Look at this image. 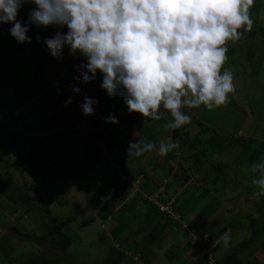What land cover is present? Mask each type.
Here are the masks:
<instances>
[{"label":"rangeland","instance_id":"rangeland-1","mask_svg":"<svg viewBox=\"0 0 264 264\" xmlns=\"http://www.w3.org/2000/svg\"><path fill=\"white\" fill-rule=\"evenodd\" d=\"M251 18L253 20L251 32H245L240 41L228 44V60L224 67L231 69L233 72L236 87L235 93L231 95V102L226 107H221L211 112L203 107L193 109V111L188 110L191 113L193 112L191 123L181 129H177V131H169L163 127L171 117L161 109V112L164 113V118L159 121L150 119L145 127L148 131L153 132L149 133L152 136L151 138L149 135L142 137L144 134L140 129L144 127V119L141 114L132 113V119L127 118L126 113H128V110L123 98L117 95L110 99L107 92L101 87L102 74L98 72L96 80L87 84L74 79V77L78 76L77 66L86 63L79 53L75 56L69 55V48L65 46L63 49L64 55L62 54L61 58H54L50 54V64L45 72V78H47V83L49 84L47 87H50V85L52 87L51 89L48 88L50 90H48L49 93L47 92L46 96L47 101L50 102L53 108L56 106L60 108L67 107V109L70 108L68 111L82 109L81 105L84 103L85 96L98 100L99 104L95 106L92 122L84 121L88 125V127H86V124L84 126V130L87 133H89V130L99 127V125L106 124L104 120L99 121L101 119L100 115L104 113V110L100 112L102 99H107V103L112 105V110L107 111V116L114 114L118 118V110H126V113L118 124H106L107 128H105V133L102 136L106 135L108 137L113 150L104 151L103 154L106 155L108 153V155H106V158H101L98 163H95V158L99 151L94 146H90L92 145L91 142H88L89 146L84 150L77 138L70 139L68 138L69 136H66L69 142L66 143L67 147L65 150H61V144L65 139L55 136L54 138L56 139L46 149H42L38 155H36L35 151H32L19 159L20 150L29 143L25 135L22 134L25 138L20 139L21 144H16V146L7 150L3 147L4 139L0 141V174L1 171H4L12 177L6 183L8 187L12 186L10 193L8 192L9 200L0 205V238L8 239L15 243L16 251L13 254H16L18 259L17 261L14 260V264H23L27 260H29L28 264L39 262L40 264H116L117 253L114 248L125 252L129 256L131 250L137 246H142L146 252L145 255L147 254L148 258H151L152 264H193V259L198 257L197 255L202 252L201 249H203L204 243L209 240V238L205 240L204 234L207 235L206 230L210 232L213 229L212 227H216L214 230L219 232L225 224L227 229L224 233L227 232L229 234L230 241L229 245L225 247L223 240L220 239V245L217 248V252L214 253L216 260H222L238 251L243 261L242 264H264V219L260 220V215H264V202L260 198L257 199L253 196V193L258 189L252 183V180L256 177L249 172L250 165L258 162L261 156H264V0H254ZM34 31L49 32L54 36L57 32L66 33L68 29L66 26L62 28L57 26L38 28L34 25ZM65 53L69 54L66 55ZM73 62H75L76 67H72ZM68 66L67 71L66 67ZM65 68L67 72L61 75ZM33 69L32 61L24 58L23 55L15 54L12 58L0 55V82L2 84L5 83L4 86L12 85L18 87V91L21 92L22 89L20 88L25 83H30V78L34 76ZM34 83H36L35 78L33 79ZM4 86H0V89ZM72 86L80 88V93L75 94ZM30 88L32 89V87ZM43 91L44 89L39 90L36 96H40ZM30 96H33L32 93H30ZM69 98L73 101L71 104L66 103ZM29 108L27 107L25 111L28 112ZM58 110L61 111L60 109ZM17 111L18 109L14 110L15 113ZM23 112L20 109L17 112L18 114H16L17 118ZM15 113L11 114L15 115ZM70 118L71 121L65 122L66 126L58 122L52 130L61 131L63 127L68 130H73V128L78 130L83 119H80V115L78 116L74 113ZM62 119L65 120V118ZM199 122L206 124L200 128V131ZM38 127L39 125L37 124L35 128ZM208 128L210 131L207 130ZM46 129H49V127L47 126ZM185 130H188L186 134L184 133ZM213 130L216 132L214 133ZM206 131L210 132L213 138L212 142L216 144L215 146H213L212 142H204L202 140L207 135ZM176 132L179 134L177 137ZM84 135L86 136L85 133ZM39 136H47V133ZM168 136H171L174 142H178L182 146V150L180 147L169 153L175 155L171 157V159H174V165L172 166L171 164L172 174L174 172L177 174L182 168L188 170L191 163L193 164L195 159L190 155L194 150L191 146L193 140L202 138V144H199V147H206V150H204L206 159H201L209 164L206 175L209 177L207 181L210 182L204 181L207 182L204 184L199 182L204 187L197 185L192 187L187 191V199L196 204L202 192L207 187L213 186V188L210 187L212 189L208 197L201 196L200 201L203 206L205 203L210 204L212 196L218 190V194H222V203L224 201L226 204H223L220 211L217 210L214 217L210 220L206 218V213L202 211L204 208L202 203L200 206L189 209L186 213L180 215L183 224L180 222L179 226L173 225L171 227L172 231L165 243L164 239H161V242H163L162 250L157 249L155 251L158 246L155 244L156 241H152L153 243L150 245H148V241H145L146 237L153 232L151 230L153 223L149 224L148 220L154 219V215L150 217V215L144 214L142 216L144 219L141 222L139 220L133 221L129 212L136 210V204V207L133 206L132 210L118 211L111 214L107 220L102 219L101 214L105 212L104 205H111L113 199H116L114 192H118L117 189L115 191L114 189L109 190L112 185L106 186L109 183V179L114 175L113 170L117 172L116 169L121 168L120 170L123 172L122 166L127 168L132 164L143 166L146 162L149 167L152 165L151 171H156L160 165L164 170L166 168L168 171L167 167H164L170 164L168 156L161 158L155 150L150 152V157L144 154L148 162L147 159L144 160V155L141 157L129 156L130 143L138 140L151 141L156 143L158 147L160 139ZM49 138L51 140V136ZM41 140L42 144L48 142L44 139ZM106 144L108 145L107 149H110V145L107 142ZM198 150L200 149L198 148L196 152ZM209 150H212L216 156L211 157ZM12 153L18 154L17 158L15 157V160L12 159L10 162L8 155ZM175 157L178 159L177 162H175ZM20 159L23 160L22 162H26V165L23 163L19 168H16ZM63 159L66 160L65 163L61 161ZM204 162L198 163L203 165ZM52 165L59 166L58 171L50 178H44L41 175L42 169L51 168ZM180 165L183 167H180ZM24 166L26 167L23 168ZM35 168H38V170ZM35 170L38 171L36 176ZM195 173L198 172L190 174L192 177L198 178V176H194ZM181 175L188 176L189 173ZM184 176L180 179H183ZM28 178L32 179L31 183H28ZM143 179L144 177L137 182L139 183ZM27 184L29 186L32 185L33 189L30 190ZM136 184L135 181L134 185ZM119 186L121 184L117 183L113 188ZM137 190L135 188V191ZM175 194L178 195L180 193L178 192L177 194L175 191L172 198H175ZM205 197L208 199L204 200ZM249 197H252L253 200L250 205L247 204ZM110 198L111 200L109 201ZM122 198L119 200H122ZM15 201L21 202L19 206H23L28 202L30 204L31 202L33 207L28 213H25V211H15V213L12 212L13 209L10 207L15 204ZM125 204L130 205V200H127ZM153 205H156L154 201ZM215 205H217V209L221 206ZM122 206L123 203L117 208L119 209ZM177 206H174V209ZM224 206L227 208H224ZM232 208L235 209L231 210ZM223 209H229L228 211L231 212L227 214V210L223 211ZM224 213L226 214V223H219L218 217ZM121 215L124 218H120ZM220 219H225V216ZM166 221L167 219L164 218L161 223L165 224ZM189 221H195V225L203 227L200 231L201 234L189 227ZM122 222H124L123 230L119 232L120 234L115 233L120 230ZM142 225H146V227L144 226L143 229L141 228ZM218 225L219 227L217 228ZM54 227L60 228L64 234L71 238L72 244L65 252L54 244L57 238ZM138 230L144 233L139 235L136 233ZM20 233L28 236H22ZM224 233H222V236ZM41 236L46 237L36 242ZM190 239L196 241L197 244L193 242L192 245H185V242ZM4 243L7 244L6 241ZM180 247L183 250L178 252L177 248ZM207 251L211 252L210 249H207ZM26 252L28 255L31 252H35L32 255H35L37 259H32L30 257L32 255H23ZM134 259L127 264H144L140 258Z\"/></svg>","mask_w":264,"mask_h":264},{"label":"clouds","instance_id":"clouds-1","mask_svg":"<svg viewBox=\"0 0 264 264\" xmlns=\"http://www.w3.org/2000/svg\"><path fill=\"white\" fill-rule=\"evenodd\" d=\"M25 3L36 6L29 12L27 24L17 19ZM253 6L254 0H0V24L11 23L10 35L21 44L31 43L27 35L30 25L66 26V33L57 32L45 38L43 44L54 58H61L67 46L70 55L79 53L85 59L86 63L77 66L78 76L74 79L87 84L95 81L99 72L103 77L101 87L108 96L120 95L129 113L142 115L144 127L150 119L164 118L163 109L171 117L163 127L173 131L191 123V115L184 109L203 107L211 112L231 102L236 87L233 72L224 67L228 44L240 41L245 32H251ZM37 41L40 42L39 37ZM72 90L80 93L78 87L72 86ZM72 102L71 98L66 101ZM98 104V100L85 96L81 105L83 114L93 115ZM26 107L20 109L24 111ZM15 120L5 123L6 131L0 141ZM105 121L119 123L114 114L105 117ZM56 131L52 136L62 135ZM33 132L23 130L27 137L42 143ZM178 147L171 136L161 138L158 147L154 142L138 140L130 143L129 156L141 157L155 150L163 158ZM249 172L256 177L252 183L258 190L253 195L259 199L264 196V156L250 165ZM136 183L131 186L138 189L141 199L153 204L148 196L159 192L161 203V199H168L161 188L150 192L139 186L142 182ZM206 233L205 240L210 237L207 230ZM220 239L225 247L229 245L227 232ZM220 239L209 244V238L202 249L208 255L207 249L213 247L215 261Z\"/></svg>","mask_w":264,"mask_h":264},{"label":"trees","instance_id":"trees-1","mask_svg":"<svg viewBox=\"0 0 264 264\" xmlns=\"http://www.w3.org/2000/svg\"><path fill=\"white\" fill-rule=\"evenodd\" d=\"M35 7L36 6L34 4L25 3L23 5V7L19 10L17 19L19 21H21L22 23L27 24V21H28V18H29V12L32 9H34ZM11 27H12V24L11 23L0 24V55H2L3 57L12 58L15 54H18V55H23L24 58H27L29 61H32V65L34 67V71H33L34 76H33V78L36 79V83L33 84V85H31V86H29L27 88V93H29V97L31 99L38 98V99H41L42 101L43 100H46L47 101V96H44L43 98H40L38 95H37L38 96L37 97L36 94H37V92H39V90H41V89L46 90L48 88L47 86H49V84L47 83V78H45V72L47 70V67L49 68V64H50V62H49V56H50V53L48 52L46 45L43 44V41H44L45 38H51V37H53V35H52V33H49V32L44 33V32L34 31V25H30L29 26L30 27V31L27 33V35L31 37V43H27L26 42L24 44H21L15 38H13L10 35L9 29ZM37 37L40 38V42L39 43L37 41ZM30 87H32V89ZM23 88H25V84H24ZM20 89H22V87ZM30 93H32L33 96H30ZM110 99H111V97H110ZM106 100L107 99H105V100L102 99L101 100L100 112L102 110H104V113L102 115H100L101 119L99 121H102V120L105 121V117H107V111H109V110L111 111L112 110L111 109L112 108V105H109V103H107ZM3 107H2V109L8 108V106H5L4 108ZM11 110H13V109H11ZM184 111L186 113H188V109H184ZM190 111H193V110H190ZM98 113H99V111H98ZM165 113H167V112H165ZM131 114L132 113H129L128 112L127 113V118L132 119ZM188 114L191 115V117L193 116V112L192 113L190 112ZM105 123L108 124L106 121H105ZM106 124L105 125H99L98 129L96 130V132L95 133H92L91 135H89V138H88L89 139V142H91L92 146H94V148L98 149V151H99L97 157L95 158V163H98L101 160V158H104L105 157L101 153V150L98 148V145H97L96 141H97V139H99L100 137H102V134L105 133V128H107L106 127ZM204 125L205 124L202 123V122H199L198 123L199 131H200V128L201 127H204ZM141 128L142 129H140V130L143 131V134L144 135H147L148 136L149 133H151V131H148L147 128H145V127H141ZM37 129H44V128H40V126H39L38 128H35V130H37ZM207 130L210 131L209 128ZM209 131H206L207 135L204 136V139L201 138L204 142H212V139L213 138L211 137V134H210ZM213 131H214V133L216 132L215 130H213ZM187 132H188V130H185L184 133L186 134ZM176 134H177L176 135V137H177L179 134H178V132H176ZM55 135H58V134H54L53 136L51 135V139ZM151 137L152 136H150V138ZM201 139L196 138L195 140H193V144L190 143L191 146L194 149L193 152L190 155L193 156L195 160H194L193 164H191L189 166L188 172L189 173L198 172L199 173L198 175L200 177V179H199L200 182H204L205 180H208L209 179V177H207V175H206L207 166H209V164L208 163H205L201 159V158L206 159L204 157V155H205L204 154V150H206V147H203V148H200L199 147V144H202ZM49 140H50V138L47 141H49ZM105 142H107L110 145V149L109 150L112 151L113 150V148H112L113 146L109 142L108 137H106ZM186 142H188V141H186ZM212 143H213V146L216 145L214 142H212ZM198 148L200 150H198V152H196V150ZM208 148H209V145H208ZM211 149H212V147H211ZM209 152H210V156L211 157L212 156L213 157L216 156V154L212 150H209ZM171 157H174V155L169 154L168 155V158L170 159ZM197 158H199V160H197ZM61 161H63L65 163L66 160L63 159ZM198 162H204V164L202 165V164H200ZM213 166H215V165H213ZM122 168H123L124 174L126 176L129 175V170H127V168L125 166H122ZM58 169H59V166H56V165L53 166L52 165L51 168H48V169L45 168L41 172V175L44 178H47V177L50 178L53 174H55L58 171ZM113 174L114 175L112 176V178L109 179L108 186L109 185H112L111 188H113L115 186V184L119 183V184H121V187L122 186L125 187V185L128 184L127 181L120 182L119 177H117V172L113 171ZM131 175L130 176L133 177V179L135 180L136 179L135 178L136 176L134 174H131ZM189 175H191V174H189ZM36 180H38V179H36ZM37 183H38V181H37ZM145 185H146V187H149L151 184H149V182H146L145 181V184L143 186L145 187ZM31 186H29L27 184V187H30V190L33 189V186L32 187ZM166 186H168V185H166ZM121 187L120 186L117 187V190L119 188H121ZM155 190H156V188L153 187L152 189H149L148 191L153 192ZM175 191L178 192V189L177 188H172V189L167 188L165 192H166V195H167V198L168 199H161V200L163 202H166V200H170L174 196L173 194L175 193ZM137 194L139 195L138 192H137ZM205 194H207V192L202 193V196H204ZM124 195L125 194H123V196ZM221 196H222V194H217V196H215L216 201L218 203L219 202H222L221 200H223V199H221L222 198ZM175 198H176V200L174 201V206L175 207L177 205L178 206H177V208L174 209V212L177 215H179V216L180 215H183L186 212V210L192 209L193 207H195L198 204L197 201H196L197 202L196 204L193 201L190 202L191 200H188L187 199V195L184 194V193L183 194H179V195H176L175 194ZM260 199L264 202V198L260 197ZM140 202L143 205H145L144 209L143 210L136 209V210H134V212L133 211L132 212H129L130 218L133 221L139 220L141 222L144 219V218H142V216L144 214L150 215V217L152 215H154L155 216L154 219H149L148 220V223L149 224H152L153 223L151 225V227H152L151 230H153V232H151L150 236L148 235L146 237V240L145 241H148L149 242L148 245H150L151 243H153L152 241L159 242L160 247H161L162 244H163V242H161V239H164V243H165L168 240L169 234L172 231V228L171 227H173V225H176V226L178 225L179 226L180 225L179 224L180 221L179 220H176L175 218L170 217L169 215H166L164 212H161L157 208V206H154L147 199H141ZM178 202H179V204H178ZM112 203H113L112 205H110V204L109 205H104V207H105V210L104 211L105 212H104V214H101L102 215V219L107 220V218L110 217L111 214H114L113 207H114V205H116L118 203V201L116 199H114ZM252 203H253L252 197H249L248 200H247V204L250 205ZM223 204H226V203L223 201ZM35 205H36V203H35ZM133 206L134 205H131V204L130 205H126L124 207L125 208L124 210H132V207ZM224 208H227V207L224 206ZM234 209L235 208H232L231 210H234ZM217 210L218 209H215V208L205 209L204 212L206 213L205 214L206 218H208L209 220L212 219L214 217V215L216 214V211ZM224 210H227V214L229 212H231V211H228L229 209H223V211ZM222 216H225V219H223V220L220 219V218H222ZM120 218H124V217L121 215ZM164 218H166L167 221L165 222V224H162L161 223V220H163ZM262 218L264 219V215L263 214L260 215V220ZM189 219L191 220L190 217H189ZM218 222L219 223H222V222L226 223V214L225 213L223 215H221V216L218 217ZM195 223H196L195 221H189L188 222L189 227L191 229L192 228L195 229L198 233H200V231H201L200 229L201 228L198 227L197 225H195ZM123 225H124V222H122L120 224V230L118 232L116 231L115 233L120 234L119 232L121 230H123ZM219 225L217 226V228L219 227ZM144 226L146 227V225H142L141 228L144 229ZM212 228L213 229H211L210 232H208V233H210V237H209L210 238V242H209V244H212L215 240L220 239L221 236H222V233H224V231H226L227 226L225 224L223 226L222 230H219V232H216L214 230V229H216V227L215 228L212 227ZM13 229H15V228L13 227ZM140 230H138V232H136L139 235H140V233H144V232H142ZM54 232H55V235L57 237L55 239V243L54 244H56V247L57 248H60V250H62L63 252H65L66 250H68L70 248V246L72 244L71 243L72 242L71 241V238L69 236H67V234H64L63 231L60 228H58V227H54ZM161 234H163V235H161ZM21 235L22 236H28L26 234H24V235L21 234ZM160 235H161V237H160ZM143 236H145V235H143ZM45 237L46 236L39 237L36 242H39V240H41V239H45ZM190 240L187 241V244L192 245L193 242L195 244H197V242L196 241H193V239L191 241ZM177 249H178V252L181 251V250H183L181 247L180 248H177ZM114 250L117 253V256H116V264H122V263L123 264H127V263H130V261L132 259L137 258V257L140 258L141 261L144 262V264H150L152 262L151 258H148V255L147 254L145 255L146 252L144 251V249L142 248V246H137L135 249H132L131 252H130L131 254L129 256H127V254H125V252L118 251L116 248H114ZM152 252H155V251H152ZM109 255H111V254L109 253ZM197 256L198 257H195L193 259V262H192L193 264H209V262H210L209 259H208L209 256L206 255V253L203 250H202V252H199ZM43 260H45V259H43ZM242 263H243V261L241 260V258L239 256V252L237 251V252L233 253L232 255L223 258L222 260H218L217 259L214 264H242Z\"/></svg>","mask_w":264,"mask_h":264},{"label":"crops","instance_id":"crops-1","mask_svg":"<svg viewBox=\"0 0 264 264\" xmlns=\"http://www.w3.org/2000/svg\"><path fill=\"white\" fill-rule=\"evenodd\" d=\"M65 54L67 55L69 53H65ZM62 62H63V60H62ZM73 66L76 67L75 62L72 63V67ZM66 68H67V71H68L69 66L66 67ZM66 68L62 71L61 75L67 72ZM76 70H77V68H76ZM33 71H34V69H33ZM33 79L34 78L32 76L30 78V83H25V88L26 89L29 86L33 85ZM0 84H2V83L0 82ZM4 84L5 83H3L0 86H4ZM25 88L22 87V91H24V92L18 91L19 88L18 87H14L12 85H5L2 89H0V111H1L3 106L4 107L8 106V108L13 109V110L24 108L26 106L30 107L28 112L25 111L26 108H27L26 107L24 109V112L20 115V117L9 124V126H8L9 130L7 131V133L2 138V140L4 139V142H5L3 144V147L6 150L11 148V147L16 146V144H19L21 142L20 139L25 138V137L22 136V134L25 135L23 133L24 129L35 131V127H36L37 124L40 126V128H45V127L48 126L49 129L50 128L53 129L55 127V124H57L58 122L62 123L63 126L64 125L66 126L67 124L65 122L71 121L70 117H72L73 113L75 115L77 114L78 116L80 115V119H83L81 124H80L81 127L78 130H76V129L74 130V128H73V130H68V129L64 130L63 129L65 132H62V135H55V136L65 139V141L61 144V150H65L66 147H67L66 143L69 142V141H67L68 139H67L66 136H69L68 138H70V139L71 138H77L79 140V142H80L81 147L84 150L87 149V147L89 145V143H88L89 142V139H88L89 135H91L92 133H95L96 130L98 129V127H95V129H93L91 131L89 130V133H87L84 130V126L86 124V122H84V121L87 120V121L92 122L91 121V119L93 118L92 115L85 116L83 114L82 109H76V110H69L68 111V109H70V108L67 109V107L66 108H60L59 106H56L55 108H53L49 101H46V100L42 101L41 99H38V98L31 99L29 97V93H27V90ZM48 88L51 89L52 88L51 85ZM48 88L46 90H44L43 92H41V95L40 96L38 95V96L40 98H43L44 96H46L48 90H50ZM31 100L33 101L32 103H31ZM57 107H59V108H57ZM58 109H60L61 111H59ZM118 113L120 114V115H118V120L120 121V119L126 113V110L125 111L118 110ZM126 115H127V113H126ZM62 118H65V120H63ZM32 127H34V128H32ZM86 127H88L87 124H86ZM84 133L86 134V136L84 135ZM151 133H153V132H151ZM82 135H83V137H82ZM161 136H163V135H161ZM164 136H165V134H164ZM54 137L51 140H49L48 142H45L44 144L37 143L35 141V145H34L33 138L31 136L27 137L26 140H28L29 143H28V145L26 147H24L23 149L20 150L22 155L20 154V156H18V159L20 157L23 158V156H25L27 153L32 152V151H35L36 155H38V153L42 149H46L56 139ZM142 137H146V135H143ZM178 145H179L178 148L181 147V150H182V146L179 143H178ZM90 146H92V145H90ZM17 154H15V153L13 154L12 153V154L8 155V157H9L8 160L10 162L12 161V159L15 160V157L17 158ZM145 155L148 156V157L151 156L150 152L145 153ZM146 156H145L144 160L147 159ZM12 157H14V158H12ZM176 157H175V162H177V160H178V159H176ZM28 160H29V158H28ZM173 160L174 159L170 158L169 159L170 164L164 166V167H167L168 171L166 170V168L164 170V168L161 165L159 166V168L157 167L156 171H151L152 165L149 167L148 166L149 164L146 163V162L143 164V166H141L140 164L138 166L136 164H132V165L128 166V168L127 167L126 168H127V170H129V176L131 174H134L136 176L135 177L137 179V180L135 179L136 182L138 181L139 176H141V179L144 177V179L141 181L142 183L139 184V186L142 187L145 191L146 190L148 191L149 189H152L154 187V188H156V190H157V188H159V189L161 188L162 192L166 193L165 189H167V188H169V189L177 188L178 192L180 194L184 193V194L187 195V191H189L192 187H194L196 185L204 187V185H203L204 183H207V182L209 183L210 182V181H207V180H205L207 182H200V180H198V179H200V177L198 175L199 173H195V175H194V176H198V178L192 177L191 175H188V176H186V175L184 176L183 175L184 178L180 179L181 177H183L181 174L189 173V172L184 167L186 170L182 168V170H179V172L177 174H175L176 172H174V174H172V168L171 167L174 165ZM22 161L23 160L20 159V162H19V164H18V166L16 168H19L20 165L23 164V163H24V165H26V162H22ZM147 162H148V159H147ZM150 164H152V163L150 162ZM156 164H157V162H156ZM171 164H172V166H171ZM25 167L26 166H24L23 168H25ZM180 167H183V166L180 165ZM35 169L38 170V168H35ZM42 170H44V168ZM85 172H88V171H85ZM147 172L149 173V175H148ZM37 173H38V171L35 170V176H36ZM96 173H98V172L96 171ZM0 175H1V177H0V205H1V203L4 204L6 201L9 200L8 192L12 189V186L8 187L6 183L12 177H10L4 171H1ZM28 180H29L28 183L32 182V179L28 178ZM167 180L170 181V182H168ZM145 181L149 182V184H151V185L149 187H146V185H145V187H144L143 185L145 184ZM166 182H167V184H166ZM199 182L203 183V184H200ZM198 184H200V185H198ZM166 185H168V186H166ZM107 186H108V184H107ZM210 187L213 188V186H210ZM210 187H207L206 190L202 192V193L207 192V194H205L204 196L208 197L209 194H211V189L212 188H210ZM178 192H177V194H178ZM218 193H219V190H218V192H216L214 194V196H212V198H211L212 201L211 202L209 201L210 204H206L205 203L204 206H203V203L200 201V198L202 196V194H201L200 197L198 198V204L196 205V207L198 205L200 206L201 203H202V206L204 207L202 211H204L205 209L214 208V206H215V209H217L216 208L217 205H215V204H218L219 206L221 205L220 208H218V210L220 211L221 207H223V203L222 202L218 203L216 201L215 196H217ZM123 194H125V195L123 196ZM115 197H116V200L118 201V203L116 205H114V207H113V210H114L113 212L114 213H117L118 211H124V209H125L124 207L126 206L125 202L127 200L128 201L130 200V204L134 205V207H136L135 206V203H136V205H137L136 209H138V210L144 209V207H145V205H143L140 202L141 198L137 194V192L135 191V188L130 186L129 184H126L125 187L122 186L121 188H119ZM121 197H123L122 200H119ZM125 199H126V201H125ZM205 199H208V198L205 197L204 200ZM122 203H123V206L118 209L117 207L120 204H122ZM19 205H21V202L20 201H15V204L10 206V207H12L11 209H13L12 212L25 211V213H28L29 210H31L32 207H33V204L31 202H30V204L28 202L27 204H24L23 206H19ZM15 206H17V207H15ZM5 207H7V206H5ZM186 211H188V210H186ZM192 219H194V218L192 217ZM200 228H201L200 230L203 229V227H201V226H200ZM130 238H131V236H130ZM5 241L7 242V244L4 243ZM155 244H157L159 246V247L158 246L156 247L155 251H157V249L162 250V247H160L159 242H156ZM186 244H187V242H185V245ZM15 251L16 250H15V243L14 242L9 241L8 239L4 240V238L3 239L0 238V264H14L13 263L14 260L17 261V259H18L16 254H13ZM18 254H20V252H18ZM32 254H35V252L34 253L31 252L29 255H32ZM23 255L29 256L27 252L24 253ZM30 257L32 259H34V258L37 259V257L35 255H32ZM28 263H29V260H27L26 263H23V264H28ZM35 264H40V262L39 263H35Z\"/></svg>","mask_w":264,"mask_h":264},{"label":"built area","instance_id":"built-area-1","mask_svg":"<svg viewBox=\"0 0 264 264\" xmlns=\"http://www.w3.org/2000/svg\"><path fill=\"white\" fill-rule=\"evenodd\" d=\"M11 113H15V112H12L11 110H8V109H2L0 111V116L2 119V121L0 120V139L2 137V134L6 131L5 123H7L8 120H11L13 118H17V116H16V114H18L17 112L15 113V115H12ZM62 131H63V129L61 131L57 130L56 132L61 134ZM53 132H54L53 130H49V131L35 130L32 134L37 140H41V139L48 140L49 137L53 134ZM44 133H47V136H39L40 134H44ZM106 137H107L106 135H103L100 139L97 140V143L99 145V149H101L102 153H104V151L107 152V145L105 142ZM106 155H108V153ZM116 170L118 173V177L120 175V177H119L120 182L127 181V182L131 183L132 185H134V181L132 180V178L124 176L120 169H116ZM159 193H156L155 195H149V196L147 194H144V196L145 197L148 196V198L151 201H154L155 204H157L159 206V209L161 212L167 213L170 217L181 221L180 216L174 212V201H175L174 199H176V198H171L170 200H167V203H163V202L161 203L159 201ZM162 196H163V198L165 197L164 194H162ZM212 248L210 250H212ZM207 253H208L209 261H210L209 264H214L215 259H214L213 254L211 252H207Z\"/></svg>","mask_w":264,"mask_h":264}]
</instances>
